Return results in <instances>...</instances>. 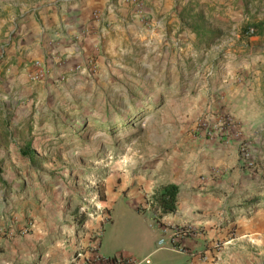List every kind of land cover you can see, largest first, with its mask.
Returning <instances> with one entry per match:
<instances>
[{"label": "rangeland", "instance_id": "374dc122", "mask_svg": "<svg viewBox=\"0 0 264 264\" xmlns=\"http://www.w3.org/2000/svg\"><path fill=\"white\" fill-rule=\"evenodd\" d=\"M36 1L0 0V60L31 12L15 18L18 8ZM191 1L220 31L210 44L181 18L188 2L178 0L177 20L161 29L163 15L152 19L143 0H132L128 24L140 16L138 39L112 29L118 49L105 74L71 86L64 77L27 96L3 83L14 146L0 147L1 239L32 234L28 215L50 206L62 236L75 241L68 264H80L77 253L86 257L99 240L102 256L144 264H185L188 254L209 264H264V35L241 34L264 15L234 21L221 4ZM39 64L33 81L46 73ZM30 137L40 159L33 165L19 153ZM168 183L180 188L178 211L161 215L153 193Z\"/></svg>", "mask_w": 264, "mask_h": 264}, {"label": "crops", "instance_id": "0c3cea01", "mask_svg": "<svg viewBox=\"0 0 264 264\" xmlns=\"http://www.w3.org/2000/svg\"><path fill=\"white\" fill-rule=\"evenodd\" d=\"M114 1L38 0L28 6L17 7L18 11L15 18H20L24 13L31 12L23 18L27 21L20 24V27L16 30V39L11 40L12 46H10L8 55L0 60V75L6 77L4 80L0 77V89L3 83H10L9 92L12 93V90H14L27 96L32 93L38 94V91L44 89V85L57 84L64 77H67L65 84L71 86L76 83L83 85V83L89 82L96 76L105 74L104 70H110V65L114 61L113 56L118 49L116 45L118 38H115L112 29H124L126 37L130 38L131 41L134 40L135 42L138 39L136 27L139 26L136 22L140 16H133L131 19L132 24H128L130 19L128 15H131L134 11L132 0H117V5L114 4ZM143 1L142 12L144 14L152 16V19H154V14L163 15L160 18V23L156 25L161 29L166 24L168 17H170L169 22L177 20L173 16H176L175 14L179 13L183 5L188 2V0H182V7L177 9L175 6H177L178 0ZM207 1L211 4L213 2L218 3V5L221 4L230 14L229 18L234 19V21L248 20L255 13L258 17L264 15V0ZM13 5L16 6L15 3ZM26 7L27 9H25ZM99 13H102V15L105 13V16L100 17ZM116 22L117 25L114 24ZM161 34V31H153L155 39H162ZM242 38H244L243 35ZM253 38L255 37L248 39ZM150 40L153 41V39ZM120 52L125 53V51ZM259 60V58H256L255 62L262 63ZM35 62H40L41 67L46 72L43 79L39 81L31 79L38 68L35 66ZM253 64L255 63L253 62ZM256 80L261 85L262 80L259 78ZM45 89L49 93L54 91L52 86L45 87ZM2 95L11 97L8 92L4 91ZM10 108L8 104H0V147L4 148L14 146L13 134L9 127L13 118ZM32 140L31 137L23 140L19 146V153L31 165L34 162L38 163L40 160L32 148ZM24 148L33 151L32 157L34 159L31 158V160L28 156H24ZM2 173L3 170H0V176ZM179 194L180 188L177 196V206L179 204ZM15 206L18 210L19 204ZM50 208V206L43 207L40 212L33 211V214L28 215L34 217L35 228L32 234L19 235L4 240L0 238V264H68V261L70 263L75 249V241L73 238L62 236L65 232L62 226V218L60 215L52 216ZM22 210H24V205ZM176 211H178V207ZM19 212L21 210L17 211V213ZM51 220L53 224H51ZM55 229H58V232ZM54 234L58 235L53 236ZM98 243L99 252L100 240ZM190 252L188 250V253ZM186 256L185 264H209L197 258L189 259L190 254ZM138 262L144 264L142 260ZM146 262L150 264V260Z\"/></svg>", "mask_w": 264, "mask_h": 264}, {"label": "trees", "instance_id": "16d2710c", "mask_svg": "<svg viewBox=\"0 0 264 264\" xmlns=\"http://www.w3.org/2000/svg\"><path fill=\"white\" fill-rule=\"evenodd\" d=\"M195 7L197 8L195 10ZM202 6L199 2L188 1L186 6L182 10L181 18L186 21V25L196 35L197 39L210 44L220 37V31L213 29L210 20L211 16H205L202 11ZM264 19L261 21H247L242 27L241 34L243 36L252 35H264ZM24 156L32 157L33 151L29 148L23 149ZM31 159V160H32ZM179 188L175 184H165L156 189L153 193V204L161 215L175 213L177 209V196Z\"/></svg>", "mask_w": 264, "mask_h": 264}, {"label": "built area", "instance_id": "2783aa9c", "mask_svg": "<svg viewBox=\"0 0 264 264\" xmlns=\"http://www.w3.org/2000/svg\"><path fill=\"white\" fill-rule=\"evenodd\" d=\"M250 33H252V30H250ZM36 66H40L39 62H35ZM180 234L183 230L182 227H180ZM190 231L187 229L183 231L184 234H188ZM159 246L163 245V240L158 242ZM98 246L99 243H97V246H93L90 249V252L87 253L86 257H83L81 253H77V259H79L80 264H139L137 260L132 258L128 255H116L112 257H104L98 252ZM77 264V262H75Z\"/></svg>", "mask_w": 264, "mask_h": 264}]
</instances>
